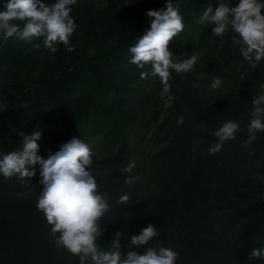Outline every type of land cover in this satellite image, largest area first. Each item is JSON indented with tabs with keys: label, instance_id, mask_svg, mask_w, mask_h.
Segmentation results:
<instances>
[{
	"label": "rangeland",
	"instance_id": "1",
	"mask_svg": "<svg viewBox=\"0 0 264 264\" xmlns=\"http://www.w3.org/2000/svg\"><path fill=\"white\" fill-rule=\"evenodd\" d=\"M209 2L215 5L216 0H205L195 18L184 30L176 49L169 47L179 59H185L193 54L198 56L191 71L182 75L173 72V79L169 83L170 88L177 90L188 86L196 88L198 96L202 98L210 113L209 122H202L187 103L174 102L169 92L163 89L158 77L149 75L147 78H142L141 72H150V65L138 68L135 64L130 65L124 61L123 64H125L122 66L124 69H119L105 77L101 87L94 84L95 82L86 85L95 90L99 89L100 101L103 99L112 101L115 96L112 89L115 86L114 82L118 78H124L120 72L132 71L130 73L132 79L127 81L123 90L129 93L130 98L123 103V107L134 112L135 137L132 138L128 134L126 140L116 149L106 147V143L99 142L97 137L91 138L87 144L92 150L93 170L99 182V190L108 194L109 201L117 203H121L119 200L121 195L130 193L129 204L124 206L128 207L131 213L133 205L142 204L143 210L140 213H143L147 225L152 222L158 200L160 202L172 196V191L184 184L187 172L190 170L188 168L189 152L195 144L193 138L195 130L205 133V137L211 136L217 140L214 136L215 130L227 120L235 119L240 124V131L237 132L234 140L227 141L229 147L233 150H249L250 148L245 146L248 138L247 125L253 108V99L264 93V61L253 66L242 57L239 50L240 59L237 63L228 61L225 56L224 60L219 59V55L223 56L224 40L221 36L212 34V25L203 26L198 22L199 16ZM147 3L148 0H78L77 4L72 5V13L85 17L93 9H103L106 11V18L110 21L116 20L117 17L135 19L145 11ZM7 40L12 44H20V47L18 52L0 51V87L6 82L10 83L19 78L25 88L31 89L34 85L23 76L24 67L17 64V56L31 61L32 79L54 70L55 67L51 64L56 62L54 57L57 52L50 53L41 45L40 38L36 41L40 43L39 48L18 41L14 37ZM133 72L137 73L133 74ZM214 77H220L223 81L219 89L211 88ZM247 83L252 89L247 87ZM25 104L26 101L19 94H0V114ZM180 116L184 117V121L177 124ZM40 129L42 136H46L60 130L61 126L59 120L55 118ZM22 139L23 137L21 142ZM38 143H41V140ZM104 150H117L118 153ZM0 154L3 153L0 151ZM229 157L234 158L232 162L236 168L229 169L228 177L220 178L219 173L215 176L219 179V189L225 187L226 195L229 194V198L235 200V205H229L226 208L225 204H228V201L224 200L226 196L218 193L219 191L213 187L210 190L213 194L214 206L217 208L210 213L209 217L203 204L204 210H195L193 213L190 209L181 213L190 225L186 222L183 229L179 230L177 220L170 225L166 220L159 227L162 231L158 232L153 241H156L159 246L170 247L177 246V243L170 239L180 240L186 247L193 237L190 235L192 229L204 227L201 231L199 230L198 236L205 242L195 245L196 264H236L241 260V256L244 257L245 264H261L259 258L250 260L249 253L253 248L264 246V228L254 237L251 244L246 241V238L249 228L261 219L258 210L262 208L261 205H264V159L263 161L253 160L248 153L239 155L238 152ZM133 160L135 167L129 173L126 168ZM226 164L229 162L221 163L222 166H227ZM129 175H138L139 180L131 186L127 185L124 181ZM38 178L32 179L31 185L35 187H23L22 193L14 194L18 197L40 194L41 185L38 183ZM17 179L15 176L5 178L0 175V190L23 184ZM197 190L193 191L194 197L198 195L195 192ZM173 216L179 217L177 214ZM201 216L203 217L200 218ZM198 219L201 220L199 226ZM181 234L183 237L179 236Z\"/></svg>",
	"mask_w": 264,
	"mask_h": 264
},
{
	"label": "trees",
	"instance_id": "2",
	"mask_svg": "<svg viewBox=\"0 0 264 264\" xmlns=\"http://www.w3.org/2000/svg\"><path fill=\"white\" fill-rule=\"evenodd\" d=\"M48 2L50 3L51 0ZM174 2L179 4L185 25L183 31L168 45V47L176 49L184 30L195 18L205 0H174ZM164 6L165 0H148L145 11L137 18L121 19L117 17L114 21L106 18V11L103 9H93L85 17L71 12L70 15L77 24V29L70 38L73 50L68 51L65 45L58 44V51L54 57L56 62L51 64L55 67L54 70L48 74L39 75L38 78L32 79L31 77V67L33 66L31 61L17 56V64L24 67L23 76L34 85L31 89L25 88L19 78L10 83L6 82L0 87L1 95L15 93L26 101L25 105L8 109L0 114V151L6 154L20 149L22 146L21 132L30 134L36 125L42 127L55 118L59 120L61 129L42 136L41 143H39L38 154L44 158L58 151L60 145L72 137L80 138L86 143L91 138L97 137L99 142L106 143V147L112 149L119 147L126 140L128 134L132 138L135 137L134 112L123 107V103L130 98L129 93L123 90H125L124 85L127 81L132 79L130 75L132 71L123 70L120 72L124 78H118L114 82L115 86L112 89L115 96L112 101L104 99L100 101L99 89L95 90L86 85L95 82L94 84L101 87L105 77L119 69H124L122 68L125 64H123L124 61L134 65L130 63L131 53L128 49L150 27L151 18L146 16V11ZM17 23L22 24V22ZM233 35L235 33L230 30L221 36L224 40L223 56L219 55V59L224 60L225 56L228 61L237 63L240 54L238 46L232 43ZM1 39V52L19 51L20 44H12L11 41ZM42 39L39 40L41 45H43ZM4 58L7 57L4 56ZM136 73L133 72V74ZM109 85L110 83L107 84V87ZM246 85L252 89L248 83ZM168 92L174 102L187 103L202 122L210 121L208 108L202 98L198 96L196 88L191 86L179 90L170 88ZM194 134L195 144L189 152L188 168L190 170L187 172L184 184L173 190L172 196L157 202L151 224L158 232L162 231L159 227L166 220L169 225L177 220L179 230L183 229L186 222L190 225L186 221L187 218L181 213L190 209L193 213L195 210H204L202 204L209 217L210 213L217 208L214 206L213 194L210 190L213 187L219 191L218 193L226 196L224 198L225 202L228 201V204H225L226 208L229 205H235V200H231L229 194L226 195V188L219 189V179L215 176L219 173L220 178L228 177L229 169L236 168L232 162L234 158L229 156L238 152L239 155L248 153L253 160L263 161L264 159V131L257 132L256 139L249 145L251 151L233 150L229 147V142H226L220 151L211 155L209 148L217 140L211 136L205 137V133H201L200 130H195ZM104 151L118 153L117 150ZM225 162H229V164L222 166L221 163L225 164ZM37 177H39V166H37L36 175L31 179ZM17 181L20 183L21 180L17 179ZM23 187L33 188L35 185L23 183L17 187L0 190V264H79L78 256L62 247L55 246L54 238L49 232L51 226L47 224L43 213L36 208L39 194H27L22 197L14 194L22 193ZM194 189H198L195 191L198 194L197 197H194ZM109 203L110 209L101 219V226L106 230L97 243L102 249L107 250L115 232L120 231L122 233L121 251L126 253L135 247L128 244V237L139 233L142 228L147 226L145 224L147 220L143 217V213H140L143 206L142 204L133 205L130 213V209L122 203L112 200ZM260 207L262 208L257 210L260 212L261 219L248 230L246 241L250 244L264 228V205ZM173 214H177L179 217L174 218ZM200 224L201 220L198 219L197 225ZM202 228L194 227L192 229L190 235L193 237L186 247H184V242L170 239L177 243V246L169 247H173L172 249L179 253L176 264H196L195 245L205 242L202 237L198 236ZM57 235L59 234L57 233ZM179 236L183 237V234ZM153 239L147 245L136 250L142 253L146 247H159ZM236 264H245L244 257L241 256V260Z\"/></svg>",
	"mask_w": 264,
	"mask_h": 264
},
{
	"label": "clouds",
	"instance_id": "3",
	"mask_svg": "<svg viewBox=\"0 0 264 264\" xmlns=\"http://www.w3.org/2000/svg\"><path fill=\"white\" fill-rule=\"evenodd\" d=\"M77 3L78 0H51L50 3L48 0H0V38L14 37L35 48L40 47L37 39L43 38V46L50 53L58 51V44L72 51L70 38L77 24L70 13L72 5ZM262 9L264 0H216L215 5L207 4L198 22L203 26L212 25L211 31L215 36H223L230 30L234 32L232 43L238 46L242 57L255 66L264 61ZM145 14L151 18L150 27L129 47L130 63L138 68L150 65L151 71L141 72V77H158L167 92L171 87L172 73L182 75L191 71L198 56L193 54L179 59L168 47L185 26L178 3L165 0L164 7L147 10ZM222 83L220 77H214L211 88L219 89ZM252 104L246 147L256 139L257 132L264 131V93L255 97ZM183 121L184 117L180 116L177 124ZM239 131L237 120L224 122L214 132L217 142L210 146L209 154L220 151L227 141L236 138ZM21 135L20 149L0 154V175L5 178L15 176L22 183L30 184L39 166L41 191L36 208L51 226L49 232L57 248L62 247L78 256L79 264H176L179 253L172 248L149 246L142 253L136 250L158 235L152 224L128 237V244L135 247L126 253L121 251L120 231L115 232L107 250L99 246L97 241L106 230L101 226V219L108 213L110 203L108 194L99 190L92 150L86 142L72 137L60 145L58 151L44 158L38 154V141L42 137L40 126L36 125L30 134L21 132ZM134 167L135 161H130L126 171L131 173ZM138 180V175H129L124 183L131 186ZM130 197V193H125L119 200L127 205ZM253 258H259L264 264V246L251 250L249 259Z\"/></svg>",
	"mask_w": 264,
	"mask_h": 264
}]
</instances>
